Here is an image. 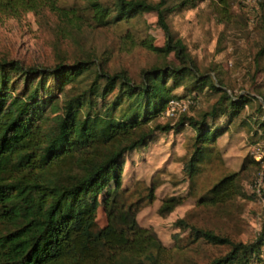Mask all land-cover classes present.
<instances>
[{"label": "trees", "instance_id": "trees-1", "mask_svg": "<svg viewBox=\"0 0 264 264\" xmlns=\"http://www.w3.org/2000/svg\"><path fill=\"white\" fill-rule=\"evenodd\" d=\"M231 2L217 0L222 15L228 13ZM166 3L167 0H115V14L111 15V8L98 0H88L96 26L144 12L157 15L166 41L161 47L150 41L142 45L163 55L173 52L180 66L143 70L138 83L125 71L109 74L99 69L87 88L59 106L47 86L49 79L56 80V88L63 91L66 84L90 71L89 61L57 64L54 68L25 67L17 60L0 61V264H121L119 257L136 259L144 255L156 264L151 253L153 249L161 251V243L154 232L137 224L135 210L118 206L116 198L109 196L103 203L109 221L97 228L95 206L88 201L95 199L97 187H104L110 180L117 191L126 153L143 145L155 130L171 128L158 124L142 131L149 119L164 110L169 99L188 97L194 101L196 89L206 86L221 93L216 105L200 120L187 119L196 133L186 165L190 176L208 145L223 133V128L212 123L226 112L224 101L232 109L230 116L248 101L244 95L230 96L209 75L194 73L186 46L174 37L167 22V15L187 2L173 6ZM260 6L264 9V3ZM44 8L67 15L56 0H0V13L12 16ZM193 74L191 93L181 97L170 94ZM261 98L264 102V96ZM94 99L100 100L98 108H94ZM59 109L52 117V126L47 128L46 112L56 113ZM185 121V117L181 118L176 127ZM52 170L62 172L57 177ZM240 191L234 172L218 180L199 202L224 203ZM178 203V198L164 199L159 214L171 212ZM191 230L209 243L229 246L225 255L209 264H264V216L258 236L249 243L234 242L194 226Z\"/></svg>", "mask_w": 264, "mask_h": 264}, {"label": "rangeland", "instance_id": "rangeland-1", "mask_svg": "<svg viewBox=\"0 0 264 264\" xmlns=\"http://www.w3.org/2000/svg\"><path fill=\"white\" fill-rule=\"evenodd\" d=\"M115 14V0H98ZM151 2L157 0H148ZM187 2L167 15V22L175 38H180L190 55L196 75H209L214 84L230 96L244 95L248 100L235 114L228 101L226 112L213 121L212 126L223 128L198 163L193 175H188L187 163L193 153L195 128L187 119L200 120L216 105L220 91L206 86L196 89V99L184 111L166 116L165 109L147 121L142 131L156 125L170 126L166 131L155 130L143 145L126 153L122 161L121 186L115 191L110 180L96 188V197L88 201L95 206L97 228L109 219L103 205L112 196L118 206L136 211L139 226L155 233L162 249L152 250L156 264H209L229 251L227 245H217L197 236L191 226L230 238L234 242L249 243L256 239L264 216V9L243 6L232 0L228 13L219 12L217 0H167L166 6ZM67 12L44 8L23 12L18 16L0 13V61L17 60L25 67L34 65L54 68L57 64L72 65L89 61L90 71L77 80L56 88L50 78L47 86L59 106L73 95L87 88L96 70L109 74L125 71L134 83L141 81L143 70L154 67L180 66L173 52L163 55L144 47V41L161 47L166 41L154 12H144L128 19L96 26L91 18L88 0H56ZM194 74L183 84L173 88L172 96L189 94L194 86ZM171 79L167 80V85ZM19 86V90L21 89ZM190 100L188 97L171 98ZM94 108L100 105L94 99ZM170 100V99H169ZM49 116L47 128L53 124ZM186 121L176 127L181 118ZM209 120V119H208ZM212 122V121H210ZM60 170H52L60 176ZM237 173L240 194L219 204L200 203L222 177ZM179 203L166 214L158 208L167 198ZM183 220L184 223H178ZM264 260V250H261ZM121 264H153L149 255L136 259L119 257ZM258 264V263H254Z\"/></svg>", "mask_w": 264, "mask_h": 264}, {"label": "built area", "instance_id": "built-area-1", "mask_svg": "<svg viewBox=\"0 0 264 264\" xmlns=\"http://www.w3.org/2000/svg\"><path fill=\"white\" fill-rule=\"evenodd\" d=\"M240 2L243 6H258L259 4L264 3V0H240ZM190 102L191 100H187V99L186 100L170 99L166 105L165 115L174 116L176 113L184 111ZM262 155L264 154H256L254 155V158L257 161H259L262 158Z\"/></svg>", "mask_w": 264, "mask_h": 264}]
</instances>
